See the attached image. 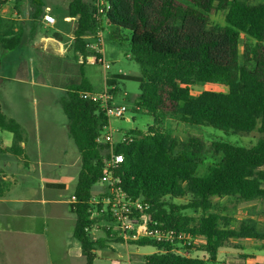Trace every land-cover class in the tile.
<instances>
[{
  "label": "trees",
  "instance_id": "trees-1",
  "mask_svg": "<svg viewBox=\"0 0 264 264\" xmlns=\"http://www.w3.org/2000/svg\"><path fill=\"white\" fill-rule=\"evenodd\" d=\"M8 1L19 0H0V6ZM67 1V15L75 19L71 58L78 64L80 77L68 84L60 107L67 119L68 136L80 155L74 201L69 207L75 216L72 237L84 264H93L97 250L122 243L101 224L103 217L94 215L102 204L91 202L93 196L101 199L104 189H98V181L108 145L97 144L95 139L103 133L107 117L99 102L83 99L80 93L93 92L83 71L90 54L89 37L98 29H107L112 39L119 38V29L130 32V53L139 65V74H113L104 83L113 94L117 80L138 82L137 110L151 116L153 125L173 120L231 134H260L250 146L214 141L208 147L196 136L178 140L170 129L149 126L146 132L134 129L124 134L125 141L114 146L115 153L123 156L122 162L112 173L122 192L148 204L145 213L162 229L192 239L202 237L204 242L198 249L207 255L205 260L189 256L192 241L189 245L182 240L129 242L156 249L141 256L142 264H216L219 249L233 239L264 241V231L254 223L242 221L231 227L227 218L212 212L213 198L264 201V0H109L110 8L103 18L94 15L92 1ZM30 5L32 17L42 15V0H30ZM218 11H224L223 24L210 22V14ZM15 26V21L0 16V46L5 50L23 43ZM205 84H217L225 90L192 94ZM0 130L12 134V143L4 150L22 155L19 124L6 117L1 105ZM208 151L220 157L205 165L203 156ZM46 186L64 187L57 183ZM2 193L0 174V197ZM181 198H187L186 202L173 201ZM95 224H101L103 230L98 238L90 234ZM234 247L243 249L239 244Z\"/></svg>",
  "mask_w": 264,
  "mask_h": 264
},
{
  "label": "rangeland",
  "instance_id": "rangeland-1",
  "mask_svg": "<svg viewBox=\"0 0 264 264\" xmlns=\"http://www.w3.org/2000/svg\"><path fill=\"white\" fill-rule=\"evenodd\" d=\"M42 1L48 5L62 3V0ZM10 6L12 4H9ZM210 22L223 24L224 11L210 14ZM118 35V39H112L108 37V30H103L102 50L104 60L110 66L108 69L103 70L100 64L89 63L85 67V75L95 92H100L104 87L105 77H110L114 73L138 75L140 72L139 65L130 53V32L119 29ZM89 40L95 43V39L89 37ZM239 42L241 50L242 35ZM3 82L0 88L9 95L10 107L26 127L29 137L27 141L32 146L29 148L31 154H27L25 160H17L7 155L0 156V165L5 166L7 181L10 183L6 200L11 202H0V264H84L79 245L72 238L75 216L70 212L69 204L80 169V155L67 134V119L59 105L49 107L38 102L37 94L30 86L17 84L13 87L11 82ZM201 90L225 89L217 84H205L196 87L192 94ZM138 93V82L117 80L112 103L115 107L124 105L126 111L122 118L112 116L109 118L114 142H119L129 130L141 129L146 132L149 126L160 130L170 129L178 140L196 136L203 139L207 147L214 141L250 146L260 137L258 132L231 134L211 127H190L173 120L155 126L151 116L137 110ZM4 111L8 116L13 115L7 106H4ZM0 138L4 143H10L12 135L0 131ZM219 157L208 151L203 156V162L208 165L216 162ZM36 172L38 174L42 172L43 176H38ZM45 178L62 182L64 188L49 190L41 186ZM36 184L40 185L35 186ZM101 188L103 187L99 186L98 189ZM186 200L187 198H181L173 201L184 203ZM212 203V212L227 218L231 227H237L240 222L247 221L254 223L260 231H264V201L256 199L244 202L234 197H224L213 198ZM42 229H46L44 234L33 235L25 232H40ZM90 234L92 238H98L103 235V230L97 225ZM192 241L193 249L189 256L205 260L207 255L198 249L204 239L198 236ZM236 244L241 245L243 249H236L234 247ZM155 251L153 246L139 247L113 243L105 249L96 251L93 264H142L141 256ZM180 252L186 254L184 251ZM229 263H264V241L231 240L219 249L216 262Z\"/></svg>",
  "mask_w": 264,
  "mask_h": 264
},
{
  "label": "crops",
  "instance_id": "crops-1",
  "mask_svg": "<svg viewBox=\"0 0 264 264\" xmlns=\"http://www.w3.org/2000/svg\"><path fill=\"white\" fill-rule=\"evenodd\" d=\"M42 2L44 5L43 13L36 18L31 15L30 0H19L17 3L8 1L0 6V16L15 21L16 26L14 31L20 33L23 39L22 45L14 50H5L0 46V86L3 85V81L11 82V85H14L13 87L17 84L26 85L27 87L30 86L31 90L37 94L38 102H41L42 105L49 107L52 105L60 106V100L65 96V92L69 86L68 84L78 82L80 77L78 64L72 60V54L70 52V45L74 36L75 19L67 15V0H62L60 4L50 5L44 3V1ZM9 4H12V6L9 7ZM46 13L53 16V24H48L43 21L42 17ZM86 65L84 66L83 75L92 87L85 75ZM105 87L104 83L101 91ZM92 90L95 92L93 87ZM60 94L62 95L60 96ZM9 99V95L5 94V91H2L0 88V105L2 111L6 117L15 120L19 124L22 137L20 146L23 151L20 156H15L5 151V148L10 147L12 138L10 143H4L0 138V156L7 155L17 160H25L27 154H31L29 148H31L32 144L27 141L29 137L26 127L16 117L15 112L12 111ZM4 106L9 108L13 114L12 116H8L5 113ZM0 174L3 184V193L0 197V202L11 203L6 200L10 183L7 181L8 175L6 174L4 165H0ZM37 175H42V172L37 173ZM48 183L63 184L62 182H54L50 181V178H45L41 186L49 190H62L49 188L46 186ZM38 185L40 184H36L35 186ZM45 230L42 229L40 232H25L38 235L44 234ZM118 254L120 255L121 253Z\"/></svg>",
  "mask_w": 264,
  "mask_h": 264
},
{
  "label": "built area",
  "instance_id": "built-area-1",
  "mask_svg": "<svg viewBox=\"0 0 264 264\" xmlns=\"http://www.w3.org/2000/svg\"><path fill=\"white\" fill-rule=\"evenodd\" d=\"M92 4L95 10L94 15L97 18H103L110 8L109 0H93ZM42 18L48 24L54 23V18L49 13L44 14ZM91 38L95 39V43H90L88 46L90 54L86 56L87 63L100 64L103 70L108 69L110 66L104 60L102 50L103 31L98 29ZM80 97L92 102H99L107 117V125L104 127L103 133L95 139L97 144L108 145V155L103 160L102 175L98 181V185L104 187V191L100 193L101 199L93 196L91 201L95 205L102 204L101 209L94 215L103 217L101 224L111 230V235L119 237L122 240V244L125 245L140 239L169 243H173L175 240H182L189 245L193 240L190 236H185L183 233L175 232L172 229H162L158 221L149 219L148 214L145 213L149 210V205L126 197L118 186L119 180L112 176L118 164L122 162L123 156L114 151V146L117 142L113 141L109 118L110 116L122 118L126 107L124 105L113 106V96L106 87L101 92H81ZM123 141H125V136L119 142ZM71 199V202H73L74 197H71ZM101 224H95V226Z\"/></svg>",
  "mask_w": 264,
  "mask_h": 264
}]
</instances>
